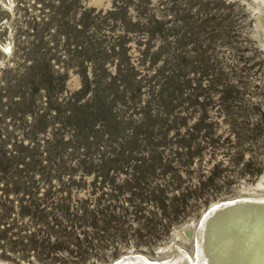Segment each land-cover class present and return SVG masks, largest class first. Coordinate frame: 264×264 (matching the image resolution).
Here are the masks:
<instances>
[{
  "label": "rangeland",
  "instance_id": "obj_1",
  "mask_svg": "<svg viewBox=\"0 0 264 264\" xmlns=\"http://www.w3.org/2000/svg\"><path fill=\"white\" fill-rule=\"evenodd\" d=\"M262 199L264 0H0V264H198L230 201L264 264Z\"/></svg>",
  "mask_w": 264,
  "mask_h": 264
},
{
  "label": "bare ground",
  "instance_id": "obj_2",
  "mask_svg": "<svg viewBox=\"0 0 264 264\" xmlns=\"http://www.w3.org/2000/svg\"><path fill=\"white\" fill-rule=\"evenodd\" d=\"M262 201H264V199H262ZM231 202H235V201H230V202H224V203H221V204H219V205H217V206H215V207H213V208H211L210 210H209V212L205 215V217H203V221H202V223H201V228L199 229V237H198V245L200 246V248H199V250H198V264H207L206 263V255H205V248H204V245H202V239H203V237H204V234H205V236L207 235V232H208V228H206V225H207V227H208V225H209V221H208V219H209V217L210 216H212L213 217V215H215V216H218L219 214H220V212L221 211H224V209H226V208H228L230 205H233V203H231ZM234 206V205H233ZM219 209H221V210H219ZM218 210V211H217ZM243 217H246L247 218V215L245 214V216H243ZM214 221H216V218H214V220H213V222ZM211 223V222H210ZM205 230H206V233H205ZM175 251V255L176 256H178V257H181L183 254L185 255V253H183L184 251H182L181 249H179V248H177V249H175L174 250ZM260 252V251H259ZM207 254V253H206ZM256 254V253H255ZM261 255V254H260ZM254 257H256L255 255H254ZM258 257V256H257ZM256 257V258H257ZM261 257L262 256H260L259 258L261 259ZM208 258V257H207ZM134 259H136V261H134ZM253 259V258H252ZM251 259V260H252ZM264 259V258H263ZM141 259H139V258H131V259H125V260H123V261H119V262H116L115 264H134L135 262H138V261H140ZM251 260H249V261H251ZM249 261H248V264H249ZM252 261H255V258H254V260H252ZM260 261H262V259L260 260ZM174 262V261H173ZM256 262V261H255ZM143 264H151V263H147V262H144ZM166 264H171L169 261H168V263H166ZM214 264H216V263H214ZM239 264V263H238ZM241 264V263H240ZM247 264V263H246ZM256 264V263H255ZM260 264V263H259Z\"/></svg>",
  "mask_w": 264,
  "mask_h": 264
}]
</instances>
